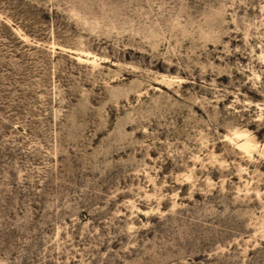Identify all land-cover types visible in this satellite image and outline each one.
Here are the masks:
<instances>
[{"label":"rangeland","instance_id":"obj_1","mask_svg":"<svg viewBox=\"0 0 264 264\" xmlns=\"http://www.w3.org/2000/svg\"><path fill=\"white\" fill-rule=\"evenodd\" d=\"M0 264H264V0H0Z\"/></svg>","mask_w":264,"mask_h":264},{"label":"bare ground","instance_id":"obj_2","mask_svg":"<svg viewBox=\"0 0 264 264\" xmlns=\"http://www.w3.org/2000/svg\"><path fill=\"white\" fill-rule=\"evenodd\" d=\"M242 135H244V133H238V134H237L238 137H240V136H242Z\"/></svg>","mask_w":264,"mask_h":264}]
</instances>
